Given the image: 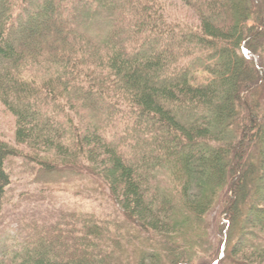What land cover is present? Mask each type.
<instances>
[{"label":"trees","instance_id":"16d2710c","mask_svg":"<svg viewBox=\"0 0 264 264\" xmlns=\"http://www.w3.org/2000/svg\"><path fill=\"white\" fill-rule=\"evenodd\" d=\"M184 1L197 33L177 34L155 0H0V103L28 150L0 139V213L6 161L20 156L53 173L85 170L124 216L32 220L22 237H0V264H194L177 241L198 244L229 192L235 210L210 264H264V67L254 62H264V0ZM198 69L210 78L199 81ZM121 122L149 137L133 164L127 136L107 129Z\"/></svg>","mask_w":264,"mask_h":264},{"label":"rangeland","instance_id":"374dc122","mask_svg":"<svg viewBox=\"0 0 264 264\" xmlns=\"http://www.w3.org/2000/svg\"><path fill=\"white\" fill-rule=\"evenodd\" d=\"M155 1L161 4L163 15H165L163 17L166 23L168 26L174 29V31H177V34L178 32H199L200 22L198 19V13L189 3L184 0ZM251 24L253 23L251 22ZM34 25L36 24L34 23ZM69 25L71 24H67V26ZM7 38L9 39L10 35H7ZM254 43L255 40L254 42L251 41L249 44H247L248 46L253 47ZM256 43L258 44L257 46H263L260 48V51H258L261 56V54L264 52V42L261 44L259 41L257 42L256 39ZM256 60L254 59V62L258 63L259 67H261L260 65H263L264 67V62L259 61L257 58ZM197 74L199 81L202 82L210 78V75L207 72H204L200 69H198ZM192 119L193 118L182 119V122H187V120ZM136 125L137 126H135V128H132V124L121 122V125L117 126L116 128L117 130L109 129V127L107 128L109 133L114 134L113 136H116V139L118 140L127 136L126 140L124 139V142L122 143V147L128 156L133 157L130 159L131 161L127 160L128 164H133L135 160L139 159L140 156L143 155V151L149 148V146L146 147L143 144H140L141 138L145 137L146 139H149V137L148 135H144L143 132H141L143 127H141L139 123ZM0 139L10 143L16 148H19L21 151H28L25 149L24 145L16 142L15 117L1 103ZM245 139L246 141L249 140L248 137ZM149 152L150 151L147 153ZM140 164L141 162L138 165ZM6 169L11 176V183L7 187L5 204L2 212L0 213V215L4 214L6 219L5 223L0 226V237L3 239L8 237V235L14 236L16 233L19 234L21 232L22 237L25 233L24 226L28 222L39 219V225L42 226L43 224H46L49 221H54V219L61 216L59 212L62 214L78 213L77 215L82 217L84 220L87 218V215L93 214V216L96 217V220L100 221L103 219L107 224H113L117 220L124 221L122 212L114 203L112 197H110L107 188L104 187L100 180L92 178L91 176H88V174L84 173L86 171L83 169L82 175L64 171L53 173V171L49 172L43 169L40 164L38 165L35 162L28 161L24 157L20 156L9 157L6 161ZM164 169L165 168L162 166L161 170H155L158 177L157 179L164 180V174L166 177ZM174 184L175 183L173 182L170 183L172 186ZM227 196L232 197V199L228 200L226 199V195H223V199L219 200V203L216 205L215 209L208 215L206 220L201 223L204 232H202L203 236L197 240L198 244L188 248L184 242L180 240L177 241L178 248L176 249V252L179 253L180 251H186L187 255L191 258V263L210 264L212 259L218 253L219 245L222 242V239L220 238L221 228L224 227L225 229L227 226V223H225V226L222 225L221 227V222L232 220L231 215L235 210L233 205L236 200L235 196L230 194V192ZM228 207H230L231 210L229 211L230 214L225 216V219L222 215L224 210L226 211ZM197 225L198 224L193 226L194 229L197 227ZM193 227L189 225L186 228V232L188 231V234H190ZM47 234V232H42L32 235V240L28 241V246L30 247L32 245L30 242L33 240H36V242L40 239L47 240ZM195 235L196 238H198V233ZM252 238L254 237L251 236V239ZM3 239L0 238V245L4 244L2 243ZM223 239L226 240L227 237H224ZM244 240V243L247 242L246 239ZM144 244L146 245V243ZM146 249L150 253L153 251V249H150V247H147ZM232 260H234V258L232 259L228 257L225 261H221L219 264H232ZM145 263L153 264L151 261H146ZM159 263L170 264L171 260L170 258H165ZM237 264L241 263L238 262Z\"/></svg>","mask_w":264,"mask_h":264},{"label":"bare ground","instance_id":"6f19581e","mask_svg":"<svg viewBox=\"0 0 264 264\" xmlns=\"http://www.w3.org/2000/svg\"><path fill=\"white\" fill-rule=\"evenodd\" d=\"M225 261V260H222V262Z\"/></svg>","mask_w":264,"mask_h":264}]
</instances>
